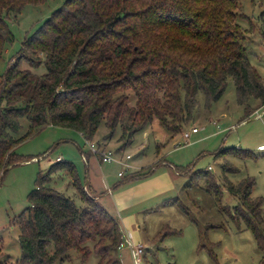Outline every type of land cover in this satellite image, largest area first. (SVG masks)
I'll use <instances>...</instances> for the list:
<instances>
[{
	"label": "trees",
	"instance_id": "trees-1",
	"mask_svg": "<svg viewBox=\"0 0 264 264\" xmlns=\"http://www.w3.org/2000/svg\"><path fill=\"white\" fill-rule=\"evenodd\" d=\"M41 1L0 0V57L13 40L6 17ZM238 9L239 0H64L0 75V178L18 160L14 147L46 125L73 128L88 141L101 124L108 137L119 128L122 147L154 121L174 137L193 123L197 94L207 104L216 101L229 77L247 115L254 111L251 98L264 106V82L250 63L246 29L238 23L246 15ZM42 63L45 72L37 74ZM21 115L29 122L24 133ZM61 168L73 195L51 185L50 173ZM221 168L236 170L227 161ZM197 176L217 201L225 190L237 198L233 217L253 229L264 264V211L262 200L251 197L253 180L236 185L225 177L221 187L208 170ZM83 183L72 161L51 162L16 217L20 257L11 261L0 249V264H54L71 250L85 260L91 249L99 264L119 262L120 224Z\"/></svg>",
	"mask_w": 264,
	"mask_h": 264
},
{
	"label": "rangeland",
	"instance_id": "rangeland-1",
	"mask_svg": "<svg viewBox=\"0 0 264 264\" xmlns=\"http://www.w3.org/2000/svg\"><path fill=\"white\" fill-rule=\"evenodd\" d=\"M63 1L27 3L16 17H6L13 40L3 48L0 75L19 53L24 38ZM238 11L246 15V19H238V23L246 29L243 33L250 63L264 82V0H239ZM20 66L29 68L25 60ZM35 72L43 74L44 64L36 67ZM197 101L193 123L185 125L183 131L197 127L198 132L192 133L188 140L182 137L183 131L171 137L154 121L151 126L134 133L132 140L122 147L120 129L108 137L107 129L101 124L93 142L114 152L122 147L123 158L130 154L127 160L143 174L125 180L118 176L123 168L121 165L102 162L99 169L106 175L108 185L103 178L104 188L100 191L110 189L106 195L114 200V208L117 201L120 206L123 202L129 204L128 210L121 212L136 218L132 225L142 242L134 241L129 225L121 230L130 232L134 244H143L140 264H260L262 253L253 229L241 217H233L237 198L225 190L221 202L217 201L205 188L204 179L197 176L196 180V175L208 170L221 187L225 177L236 185L249 177L253 180L251 197L262 200L264 211V106L258 99L251 98L249 104L257 112L247 115L236 100L230 77L219 99L207 104L203 92H199ZM19 122L24 133L29 126L28 119L21 115ZM85 144L87 147L73 128L46 125L14 147L18 160L7 167L0 178V249L4 257L11 261L20 257V228L16 217L29 204L27 195L35 187L38 175L46 173L57 156L72 161L81 181H85L86 166L79 150L84 151ZM221 149L225 153H220ZM225 161L236 170L224 172L221 163ZM91 167L90 162L87 168ZM50 176L51 185L73 195L67 186L69 175L65 169L54 170ZM104 196L100 197L102 201ZM222 205L225 209H221ZM122 250L118 254L123 257L111 264H134L131 255ZM54 264H99V257L91 249L82 260L71 250L63 261Z\"/></svg>",
	"mask_w": 264,
	"mask_h": 264
},
{
	"label": "crops",
	"instance_id": "crops-1",
	"mask_svg": "<svg viewBox=\"0 0 264 264\" xmlns=\"http://www.w3.org/2000/svg\"><path fill=\"white\" fill-rule=\"evenodd\" d=\"M254 112H257V109H254ZM198 132V131H197ZM196 133V132H195ZM80 134V133H79ZM81 135V134H80ZM81 138L82 139H84L83 138V136L81 135ZM156 141H157V143H160L159 141H160V139L159 138H156ZM84 142L86 143V141L84 140ZM161 146V145H160ZM85 150L83 151L81 148H79V150H80V152H81V154H82V157H83V159H84V163H85V166H86V174H87V178L85 179V181H84V183H83V185L85 186L86 184H87V186H88V188H89V191L91 192V194L94 196V197H96L99 201L101 200V204L102 205H104V207L107 209V211L112 215V216H114L117 220H118V222H119V224H120V228L121 227H123V228H125V226L127 225H129L130 227H132V234H133V239H134V241H137L138 243L140 242H142V240H141V236H140V234L137 232V229L135 228V227H133V223L134 222H136V218H134L131 214H126V215H123L122 214V212L121 211H125V210H128L127 208H129V204H125L124 202L121 204V206L119 205V203H118V201H117V203H116V205H115V208H114V206H113V199H112V201H111V199H110V197L108 196V195H106V194H108L109 193V190H107V191H104V192H101L100 191V189H103L104 188V186H103V178L105 179V181H106V184L108 185V182H107V179H106V175L105 174H103V171L101 170V169H99V167H100V164L102 163V162H100L99 161V159H98V157L96 156V158L92 155V153L90 154V152L88 151V147H86V144H85ZM121 152H122V149L121 148H118L117 150H116V154L118 153H120L121 154ZM121 156H123L122 154H121ZM58 157H60V156H57L56 158H55V160L58 158ZM120 157V156H119ZM97 161H98V163H99V166H97L98 165V163H97ZM92 163V166H93V168L91 167V169H89V168H87L88 167V164L89 163ZM119 164V163H118ZM120 165V164H119ZM141 168V167H140ZM174 168V167H173ZM92 169H94L93 170V172H92ZM134 170H138L139 168H133ZM133 170V171H134ZM122 177V176H121ZM69 179V178H68ZM102 195H105L104 196V201H102V199H100V197L102 196ZM137 225V227H140V224L139 223H137L136 224ZM143 245V244H142ZM125 249V248H124ZM122 250L121 252H125L126 251V254H130V251H129V249L128 250ZM131 255V254H130ZM118 256H119V254H118ZM121 257H123V255H120ZM119 256V257H120Z\"/></svg>",
	"mask_w": 264,
	"mask_h": 264
},
{
	"label": "built area",
	"instance_id": "built-area-1",
	"mask_svg": "<svg viewBox=\"0 0 264 264\" xmlns=\"http://www.w3.org/2000/svg\"><path fill=\"white\" fill-rule=\"evenodd\" d=\"M197 131H198L197 127H190L189 130H185L182 132V137L184 138V140H188L191 134ZM85 141L87 143L88 150H90L92 154H95L100 162H117L123 167L120 171H118V176L121 177L124 174L131 172L132 169L134 168L133 165L127 160L131 157L130 154H126L124 159L123 156L118 157L116 152L110 149H106L105 147H102L100 145H97L93 141H88V140ZM58 159H60V157H58L57 160ZM117 248L118 251L124 248H128L133 263L140 264L143 254V245L134 244L130 232L121 230V241L118 244Z\"/></svg>",
	"mask_w": 264,
	"mask_h": 264
},
{
	"label": "water",
	"instance_id": "water-1",
	"mask_svg": "<svg viewBox=\"0 0 264 264\" xmlns=\"http://www.w3.org/2000/svg\"><path fill=\"white\" fill-rule=\"evenodd\" d=\"M4 171H5V169H3V170L1 171V175L3 174Z\"/></svg>",
	"mask_w": 264,
	"mask_h": 264
}]
</instances>
